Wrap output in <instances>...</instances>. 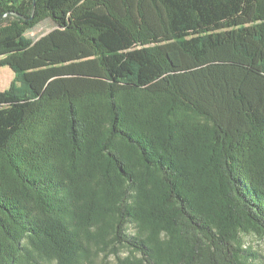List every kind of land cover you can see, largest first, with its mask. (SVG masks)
I'll return each instance as SVG.
<instances>
[{
    "label": "trees",
    "instance_id": "obj_1",
    "mask_svg": "<svg viewBox=\"0 0 264 264\" xmlns=\"http://www.w3.org/2000/svg\"><path fill=\"white\" fill-rule=\"evenodd\" d=\"M0 65V264L109 235L121 264H254L264 0H0Z\"/></svg>",
    "mask_w": 264,
    "mask_h": 264
},
{
    "label": "rangeland",
    "instance_id": "obj_2",
    "mask_svg": "<svg viewBox=\"0 0 264 264\" xmlns=\"http://www.w3.org/2000/svg\"><path fill=\"white\" fill-rule=\"evenodd\" d=\"M52 28V22L40 25L32 35H40ZM16 77V73L9 67L0 65V91L7 90ZM126 233L139 236L140 229L129 223ZM143 235V234H142ZM238 242L243 250V256L254 264H264V235L254 231L239 232ZM86 250L80 252L73 264H121L126 260H135L140 255L127 244L112 240V235L106 243L85 242ZM17 264H60L52 255L40 254L30 246L24 247L21 260Z\"/></svg>",
    "mask_w": 264,
    "mask_h": 264
}]
</instances>
